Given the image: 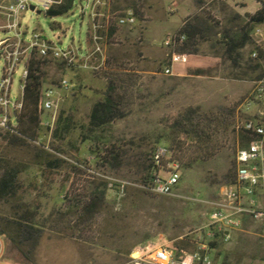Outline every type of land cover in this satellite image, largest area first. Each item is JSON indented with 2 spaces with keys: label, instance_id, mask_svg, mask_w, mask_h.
<instances>
[{
  "label": "rangeland",
  "instance_id": "1",
  "mask_svg": "<svg viewBox=\"0 0 264 264\" xmlns=\"http://www.w3.org/2000/svg\"><path fill=\"white\" fill-rule=\"evenodd\" d=\"M217 7L220 14L210 4L203 8L213 27L204 23L199 33L192 28V0H76L60 16L50 17L42 9L25 12L20 35L25 42L41 33L63 48L92 52L99 46L101 50L87 67H69L62 59L41 56L37 49L32 53V60L41 61L43 87L58 85L63 78H73L75 86L60 91L56 114L40 112L38 140L10 143L7 130H15L18 121L10 128L0 126V174L9 164H19L22 170L17 193L0 198V264H136L132 253L137 246L157 238L171 248L180 242L186 250L195 248L187 239L215 241L211 247L216 261L264 264V231L257 223L227 239L218 236L210 241L206 236L210 210L206 201L231 181L236 152L242 146L234 124L264 110V102L256 99L248 106L263 72L251 60V47L232 57L226 49V37L239 36L245 19L222 2ZM129 11L136 16L134 26L119 22ZM149 26L157 30L146 32ZM188 30L194 32L189 58L178 63L173 75L164 74L171 53L165 39L185 33L187 39L178 51L190 38ZM6 35L15 36L12 31L2 32L0 38ZM2 69L3 62L0 78ZM21 72L22 66L14 74L13 100L21 97ZM110 84L120 99V110L91 131V111L106 98ZM189 108L199 113L228 111L231 125L220 131L222 147L215 156L187 168L185 161H179L186 150L180 151L176 142L172 145L167 131L174 117ZM66 124L65 132L54 134ZM180 140L191 142L185 135ZM40 144L65 160L60 167L51 171L38 163ZM159 145H172V152L178 154L171 161L179 163V196L154 194L143 187L136 160L151 157ZM112 148L123 154L122 168L114 165ZM96 195V211L86 212L85 206ZM18 222L31 225L30 238L17 235ZM183 239L187 243H181Z\"/></svg>",
  "mask_w": 264,
  "mask_h": 264
},
{
  "label": "built area",
  "instance_id": "2",
  "mask_svg": "<svg viewBox=\"0 0 264 264\" xmlns=\"http://www.w3.org/2000/svg\"><path fill=\"white\" fill-rule=\"evenodd\" d=\"M65 0H0V34L14 32L15 36L0 38V64L3 69L0 78V126L10 128L17 123V112L23 107V93L30 74L32 53L38 50L41 56L62 59L69 67H87L90 59L101 49L99 46L91 52L79 49L63 48L57 43L46 40L41 33H34L31 42L20 38L22 18L26 11L42 9L45 12L59 7ZM34 11V10H33ZM136 16L129 11L119 19L121 24L134 26ZM185 25V22H184ZM98 37L95 36V39ZM251 38L254 49L251 58L258 60L260 48L264 46V23L256 25ZM187 39L185 33L168 36L164 44L170 48L169 61L164 67V74L173 75L174 66L185 62L189 54L177 51ZM22 66L21 97L12 99V82L16 70ZM75 86L67 78L58 85L42 87L39 99L40 112L57 113L61 106L60 91L70 90ZM254 99L248 106L258 101L264 102V75L255 81ZM12 110V115L10 112ZM234 129L237 133L253 137V141L239 146L236 152V169L231 181L221 186L215 196L206 201L210 210L205 224L206 236L210 241L218 236L227 239L233 232L245 230L247 222L257 223L264 231V110H257L252 117L236 120ZM172 150L165 145H159L153 159L160 166L154 173L151 182L143 187L151 193L179 196L177 187L180 182L179 163L171 161ZM167 163H164L166 162ZM163 172V173H162ZM213 248L209 242L196 239L195 248H171L161 238L143 242L132 253L136 264H223L216 261L212 255Z\"/></svg>",
  "mask_w": 264,
  "mask_h": 264
},
{
  "label": "trees",
  "instance_id": "3",
  "mask_svg": "<svg viewBox=\"0 0 264 264\" xmlns=\"http://www.w3.org/2000/svg\"><path fill=\"white\" fill-rule=\"evenodd\" d=\"M76 0H65L59 7L52 8L46 11V14L50 17L60 16L68 13L72 9L74 2ZM245 23L240 28V35L236 37H226V49L230 57L237 51L244 49L247 45H251L252 51L254 49L251 32L253 28L260 24L264 23V2L261 9L254 15H247L245 18ZM53 29H56L55 23L51 24ZM184 31V30H183ZM189 33L188 41L178 49L181 53L189 54L187 48L192 42L194 32L193 30L187 31ZM222 37L225 36L222 34ZM259 57L258 60L252 61L256 62L263 70L262 77L264 75V48L258 50ZM251 57V54H250ZM30 74L27 79L24 93H23V107L17 119L18 126L17 128L7 130L6 139L10 143H24L28 140H38L41 136V126H40V109H39V99L41 89L44 84V76L41 70V61L33 59L30 64ZM113 80H110L112 83ZM109 93H107L106 98L103 101L97 102L92 111L90 118V130L97 131L98 128L103 127L107 122L111 121L118 111L120 110L119 104L120 99L113 95L117 94L115 88L112 84L108 87ZM231 116L228 111H223L220 113H199L197 108H189L185 113L180 114L170 122L168 126L169 130L167 131V140L173 145L175 142L179 150H186L183 156L179 158V161H185L184 166L189 168L193 167L201 161L210 159L215 156L217 151L222 147L221 142L219 141L218 135L221 130L226 131L231 122L229 120ZM67 125L63 127L58 126L54 130L55 135H61V133L67 130ZM14 130V131H13ZM185 135L187 139L191 142L189 145H186V142L180 140V137ZM239 142L241 145H246L249 142L253 141V137L246 136L243 133H239ZM236 138V139H237ZM171 145V150H175L174 146ZM38 149V154L36 156L39 158L38 163H42L49 170H54L61 166L65 161L60 156H56L54 153L45 148V144H40L36 146ZM57 152L63 151L61 146H54L53 148ZM110 155L114 165L118 168L123 167L122 156L123 154L118 150V148H112L110 150ZM153 152H151V157H139L136 160L138 174L142 176L143 182L148 184L151 182L154 177V173L158 172L160 166H158L153 159ZM177 153H173V158ZM165 163V162H164ZM19 164H9L0 174V198L4 199L9 195H15L18 189V175L22 170H18ZM97 195L92 199V201L85 206L84 210L86 212L94 213L97 209L98 199ZM252 222H247L246 226H249ZM20 228L18 229L17 235H23L25 238H30L32 236L33 228L29 224H23L18 222ZM26 235L22 234L25 233ZM21 233V234H20ZM2 234V233H1ZM186 241L192 242L195 244L194 239H187ZM177 242L174 245V248L179 250L184 247L183 245ZM181 243H187L181 241ZM217 242H210V245L214 247ZM223 264H227L223 262Z\"/></svg>",
  "mask_w": 264,
  "mask_h": 264
},
{
  "label": "crops",
  "instance_id": "4",
  "mask_svg": "<svg viewBox=\"0 0 264 264\" xmlns=\"http://www.w3.org/2000/svg\"><path fill=\"white\" fill-rule=\"evenodd\" d=\"M220 2L224 3L229 9H232L235 12H237L241 18H245L247 15H254L255 13H257L261 9L264 0H225V1H222V0H216V1L192 0V28L196 33L201 32L202 25L204 23L212 26L210 24L211 21L209 22L208 17L206 16V12L203 10V8L206 5L210 4L215 9V11H217L220 14L221 11L217 7L220 4ZM179 7H181L183 10L185 9L183 4H181ZM178 11H179V8H178ZM187 13H185V15L182 17V19L187 15ZM260 24L262 25L263 23H260ZM180 27H181V24L177 29H179ZM156 30H157V28H152V27L150 28V26H149L148 29L146 30V32H148V31L154 32ZM250 47H251V45L246 46V48H250ZM263 48H264V46H263ZM251 51H252V47H251ZM177 67H179L178 63L175 64L174 71H176ZM70 80H71V82L74 81L73 78H71ZM136 244L137 243H134L132 245L129 252H131L135 248Z\"/></svg>",
  "mask_w": 264,
  "mask_h": 264
},
{
  "label": "water",
  "instance_id": "5",
  "mask_svg": "<svg viewBox=\"0 0 264 264\" xmlns=\"http://www.w3.org/2000/svg\"><path fill=\"white\" fill-rule=\"evenodd\" d=\"M31 9H32V10H36L35 5H31ZM37 12H38V13H41L42 11L39 10V9H37Z\"/></svg>",
  "mask_w": 264,
  "mask_h": 264
}]
</instances>
